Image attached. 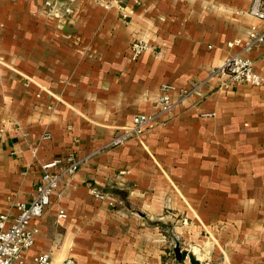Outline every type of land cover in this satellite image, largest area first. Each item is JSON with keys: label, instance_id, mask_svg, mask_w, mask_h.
Returning a JSON list of instances; mask_svg holds the SVG:
<instances>
[{"label": "crops", "instance_id": "crops-1", "mask_svg": "<svg viewBox=\"0 0 264 264\" xmlns=\"http://www.w3.org/2000/svg\"><path fill=\"white\" fill-rule=\"evenodd\" d=\"M46 1L0 0V212L32 201L43 163L82 164L31 222L25 264L43 252L52 264H182L163 230L203 264H264V84L212 76L241 51L230 42L264 27L252 0ZM135 38L151 44L138 58ZM246 55L264 77V45ZM203 80L141 136L105 147L156 110L163 83Z\"/></svg>", "mask_w": 264, "mask_h": 264}, {"label": "built area", "instance_id": "built-area-1", "mask_svg": "<svg viewBox=\"0 0 264 264\" xmlns=\"http://www.w3.org/2000/svg\"><path fill=\"white\" fill-rule=\"evenodd\" d=\"M51 1L45 2V7ZM249 14L264 21V0H252ZM54 16L58 14L54 13ZM242 44L241 51L229 55L222 64L212 68V76H225L227 79L221 84L229 89L238 84L262 86L264 77L255 69L253 60L246 53L256 47L264 45V27L252 25L244 39L237 38L229 45ZM151 44L141 38H135L130 45V54L138 58ZM207 80L199 81L191 88L177 87L172 83H163L160 94L155 100L156 110L153 113H138L119 128V132L105 147L124 144L128 139L141 136L158 117L171 112L176 105L183 102L193 93L201 92ZM45 138L50 135L46 134ZM82 159L74 153L56 158L42 164V176L38 183L31 202L19 201L16 204L17 212L10 214L0 212V264H25L24 252L30 249L39 233L37 225L31 222L43 216L50 204L52 194L59 188L63 180H69L79 170ZM93 194L99 198L105 195L97 190ZM64 209L59 211V217H66ZM35 264H52L50 252H43L34 257ZM60 264H77L75 258L67 257Z\"/></svg>", "mask_w": 264, "mask_h": 264}, {"label": "rangeland", "instance_id": "rangeland-1", "mask_svg": "<svg viewBox=\"0 0 264 264\" xmlns=\"http://www.w3.org/2000/svg\"><path fill=\"white\" fill-rule=\"evenodd\" d=\"M163 234L166 235V242H168L169 247L171 248V257L172 259L178 261V263H182V264H191L190 262V258H189V254H194L192 251L185 249V244L182 243V240H180L179 238L172 236V238H169V234L170 232L168 230H163ZM171 235V234H170ZM176 246L180 247V251L182 254V258L181 260L177 259V254L175 252V248ZM196 256V255H195Z\"/></svg>", "mask_w": 264, "mask_h": 264}, {"label": "water", "instance_id": "water-1", "mask_svg": "<svg viewBox=\"0 0 264 264\" xmlns=\"http://www.w3.org/2000/svg\"><path fill=\"white\" fill-rule=\"evenodd\" d=\"M175 252L177 254V259L181 260L182 254H181L179 246H176ZM189 258H190L191 264H203L194 254H189Z\"/></svg>", "mask_w": 264, "mask_h": 264}]
</instances>
